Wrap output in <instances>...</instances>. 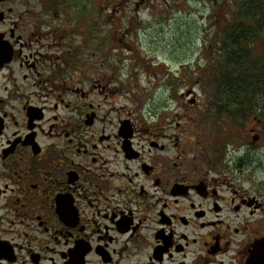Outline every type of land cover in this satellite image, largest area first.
Returning <instances> with one entry per match:
<instances>
[{"label": "flooded vegetation", "instance_id": "1", "mask_svg": "<svg viewBox=\"0 0 264 264\" xmlns=\"http://www.w3.org/2000/svg\"><path fill=\"white\" fill-rule=\"evenodd\" d=\"M79 1L0 0V264H264V81L121 110Z\"/></svg>", "mask_w": 264, "mask_h": 264}, {"label": "rangeland", "instance_id": "2", "mask_svg": "<svg viewBox=\"0 0 264 264\" xmlns=\"http://www.w3.org/2000/svg\"><path fill=\"white\" fill-rule=\"evenodd\" d=\"M247 1L80 0L84 16L72 22L73 45L86 52L103 50L90 60L100 62V75L116 84L111 89H116L119 109L124 110L122 104L141 109L144 119L152 108L174 113L182 94L192 92L188 100L198 103L189 114L209 116L210 124L219 105L227 108L229 84L263 80L264 15L243 17L256 0ZM245 35L246 43H232ZM236 47L246 57L247 50L251 54L238 71L227 66L228 51ZM131 96L136 104L124 101Z\"/></svg>", "mask_w": 264, "mask_h": 264}, {"label": "trees", "instance_id": "3", "mask_svg": "<svg viewBox=\"0 0 264 264\" xmlns=\"http://www.w3.org/2000/svg\"><path fill=\"white\" fill-rule=\"evenodd\" d=\"M262 2H264V0H256L255 3L253 4V10L251 11L250 9H247V11L245 12V14L243 15V17H259L263 12V7H262ZM248 5H251V1H247L246 2ZM257 15V16H256ZM262 16V15H261ZM260 21H262V17L261 19L259 20V25L261 27V24H260ZM233 36V35H231ZM230 36V37H231ZM240 42L238 38H235L234 40H232V43L234 45H238ZM232 51H235L236 53L238 52V47H236V49H231ZM231 50H229L228 52L231 54ZM240 55H241V52H238ZM242 57H229L228 60H227V66L228 68H235L236 71L240 70L242 67L245 66L246 64V60L248 61V58L249 57H244L243 55H241ZM244 79L246 81H248L245 77ZM260 79V77H259ZM259 79L257 81H259ZM264 81V74H263V80L261 82ZM239 83H242V82H239ZM238 84V82H237ZM227 91V95H226V98L227 99H231L233 97H235V93L236 92H242L243 91V88L241 86H239L238 88L236 87H233L232 88L230 87V85L225 89ZM223 107H225L224 105H222Z\"/></svg>", "mask_w": 264, "mask_h": 264}, {"label": "water", "instance_id": "4", "mask_svg": "<svg viewBox=\"0 0 264 264\" xmlns=\"http://www.w3.org/2000/svg\"><path fill=\"white\" fill-rule=\"evenodd\" d=\"M189 94H190V92H189Z\"/></svg>", "mask_w": 264, "mask_h": 264}, {"label": "bare ground", "instance_id": "5", "mask_svg": "<svg viewBox=\"0 0 264 264\" xmlns=\"http://www.w3.org/2000/svg\"><path fill=\"white\" fill-rule=\"evenodd\" d=\"M231 34V33H230Z\"/></svg>", "mask_w": 264, "mask_h": 264}]
</instances>
